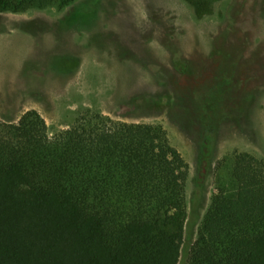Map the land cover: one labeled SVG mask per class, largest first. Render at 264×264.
<instances>
[{"label":"rangeland","instance_id":"rangeland-1","mask_svg":"<svg viewBox=\"0 0 264 264\" xmlns=\"http://www.w3.org/2000/svg\"><path fill=\"white\" fill-rule=\"evenodd\" d=\"M29 110L51 134L82 114L162 126L189 165L185 253L234 154L264 163V0L0 13V121Z\"/></svg>","mask_w":264,"mask_h":264},{"label":"trees","instance_id":"trees-1","mask_svg":"<svg viewBox=\"0 0 264 264\" xmlns=\"http://www.w3.org/2000/svg\"><path fill=\"white\" fill-rule=\"evenodd\" d=\"M76 1L0 0V13ZM188 176L160 125L0 121V264H264L263 161L234 154L184 253Z\"/></svg>","mask_w":264,"mask_h":264}]
</instances>
